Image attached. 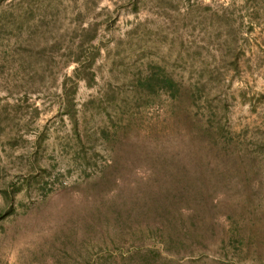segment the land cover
Here are the masks:
<instances>
[{"label": "rangeland", "instance_id": "1", "mask_svg": "<svg viewBox=\"0 0 264 264\" xmlns=\"http://www.w3.org/2000/svg\"><path fill=\"white\" fill-rule=\"evenodd\" d=\"M0 264H264V0H0Z\"/></svg>", "mask_w": 264, "mask_h": 264}, {"label": "trees", "instance_id": "2", "mask_svg": "<svg viewBox=\"0 0 264 264\" xmlns=\"http://www.w3.org/2000/svg\"><path fill=\"white\" fill-rule=\"evenodd\" d=\"M154 223H155V225H157V230H158V232H159V235L162 237V238H160V243H162V245H163V249L164 250H167L168 252L169 251H171L170 249H171V247H170V245L169 244H167V240H165V238H164V236H163V234H161V230H159V229H161L162 227H163V223L164 222H161V221H158V220H156V221H154ZM179 232H181L182 234H184L183 236H184V238H185V240L186 241H188V244L189 245H192L193 247H197V242H196V239H194V238H192V237H190V235H188V230L186 229V228H182V229H180L179 230ZM181 242L183 243V240H181ZM138 250H140L138 247H137V249H136V251H138ZM188 251H192V250H190V249H188ZM146 253V254H145ZM144 253V255H140V254H142V252H140V254H139V257L141 258V259H148L149 258V256L148 255H150L151 256V261L152 260H156L157 259V256H158V253H156L155 251H147V252H145Z\"/></svg>", "mask_w": 264, "mask_h": 264}]
</instances>
